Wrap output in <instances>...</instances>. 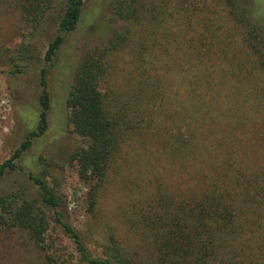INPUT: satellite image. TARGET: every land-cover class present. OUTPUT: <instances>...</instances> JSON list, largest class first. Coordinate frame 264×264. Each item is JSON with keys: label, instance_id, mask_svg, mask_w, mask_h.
<instances>
[{"label": "trees", "instance_id": "16d2710c", "mask_svg": "<svg viewBox=\"0 0 264 264\" xmlns=\"http://www.w3.org/2000/svg\"><path fill=\"white\" fill-rule=\"evenodd\" d=\"M57 3L56 29L41 52L35 41ZM82 6L83 0H0V22L12 18L19 38L12 56L0 38V74L39 64L36 123L0 164V181L47 128L49 68ZM111 15L125 27L83 55L66 98L68 123L83 141L67 163L88 188V212L97 214L108 187L121 190L105 242L89 250L46 171L26 173L37 199L0 197V227L27 239L37 264L62 262L47 244L50 220L72 242L75 264H264V145L237 132L263 114L243 111L238 93L221 110L214 92L220 63L235 61L228 24L244 29L246 54L263 74L264 29L237 0H113ZM117 61L123 83L112 87L107 78Z\"/></svg>", "mask_w": 264, "mask_h": 264}, {"label": "rangeland", "instance_id": "374dc122", "mask_svg": "<svg viewBox=\"0 0 264 264\" xmlns=\"http://www.w3.org/2000/svg\"><path fill=\"white\" fill-rule=\"evenodd\" d=\"M237 1L250 14V19L264 29V0ZM112 2L113 0H83L79 22L75 30L66 36L49 68L47 84L50 109L47 128L42 136L34 139L29 150L20 158L18 169L6 174L0 181V197L18 192L23 193L26 199H37L36 189L26 173L40 174L46 171L45 179L61 196L68 223L86 237V245L92 252L99 251L98 245L105 242L107 227L114 223L113 217L120 202L121 190L118 186L108 187L100 197L97 214L94 216L88 212V188L79 180L75 165L67 163L71 152L81 146L83 141L72 133L68 123L66 98L83 55L106 42L113 31L125 27V24L116 22L112 17ZM58 4L40 27L39 42L35 41L41 52L48 37L55 32L60 10ZM228 27L233 36V48L229 56L234 57L235 61L220 63L218 73L214 76V92L219 96L221 110L229 107V96L238 93L240 100L245 99L241 104L243 111L255 109L263 114L260 120L246 123L242 131L239 129L237 132L238 138L249 144L264 145V74L253 68V59L246 54L240 39L244 29L235 24H228ZM14 28L12 18H5L0 22V38H6L5 45L10 49L8 56L16 54L15 48L19 42V38L12 35ZM7 58L5 56L4 60ZM114 66L107 81L112 87H117L123 83V71L121 77L119 74L123 65L121 61H117ZM38 67L39 64L33 61L23 74H0V164L11 156L23 141L25 133L35 126L39 111ZM50 227L47 244L56 256L62 258L60 264H69L75 253L72 242L51 220ZM28 245L29 241L24 236L0 227V264H24L26 259L37 264V255L29 256L26 251ZM72 264H75V260Z\"/></svg>", "mask_w": 264, "mask_h": 264}]
</instances>
